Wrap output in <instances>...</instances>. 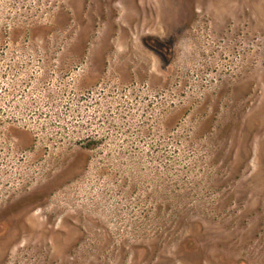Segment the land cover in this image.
Instances as JSON below:
<instances>
[{
	"label": "rangeland",
	"instance_id": "374dc122",
	"mask_svg": "<svg viewBox=\"0 0 264 264\" xmlns=\"http://www.w3.org/2000/svg\"><path fill=\"white\" fill-rule=\"evenodd\" d=\"M0 264H264V0H0Z\"/></svg>",
	"mask_w": 264,
	"mask_h": 264
}]
</instances>
